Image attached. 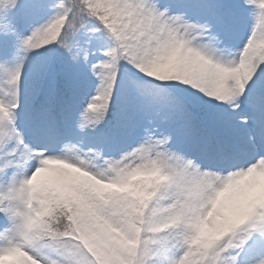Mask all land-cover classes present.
<instances>
[{
	"label": "snow or ice",
	"instance_id": "snow-or-ice-1",
	"mask_svg": "<svg viewBox=\"0 0 264 264\" xmlns=\"http://www.w3.org/2000/svg\"><path fill=\"white\" fill-rule=\"evenodd\" d=\"M0 264H264V0H0Z\"/></svg>",
	"mask_w": 264,
	"mask_h": 264
}]
</instances>
